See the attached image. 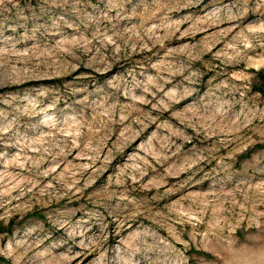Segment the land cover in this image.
<instances>
[{
    "label": "rangeland",
    "instance_id": "1",
    "mask_svg": "<svg viewBox=\"0 0 264 264\" xmlns=\"http://www.w3.org/2000/svg\"><path fill=\"white\" fill-rule=\"evenodd\" d=\"M0 264H264V0H0Z\"/></svg>",
    "mask_w": 264,
    "mask_h": 264
}]
</instances>
